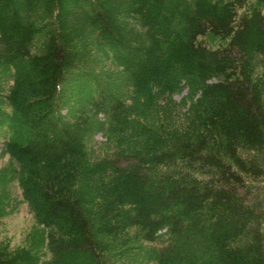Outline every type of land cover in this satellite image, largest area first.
<instances>
[{
    "label": "trees",
    "instance_id": "trees-1",
    "mask_svg": "<svg viewBox=\"0 0 264 264\" xmlns=\"http://www.w3.org/2000/svg\"><path fill=\"white\" fill-rule=\"evenodd\" d=\"M91 43L158 124L81 70ZM263 63L264 0H0V127L49 253L0 264H114L131 242L149 264H264ZM93 135L123 148L90 163Z\"/></svg>",
    "mask_w": 264,
    "mask_h": 264
},
{
    "label": "rangeland",
    "instance_id": "rangeland-1",
    "mask_svg": "<svg viewBox=\"0 0 264 264\" xmlns=\"http://www.w3.org/2000/svg\"><path fill=\"white\" fill-rule=\"evenodd\" d=\"M212 47H217L223 43L217 39L208 38ZM87 48V49H86ZM81 50L87 52V57L81 60L84 63L81 70L89 75H93L98 81L99 78L112 90L114 95L119 96L124 103L134 108L135 111L148 112L150 115L148 122L152 125L158 124L156 120L157 113H152V108L147 107L146 98L141 96L133 87L128 86L124 81L123 71L113 65L105 50L102 47H96L93 43L88 44ZM107 54V55H106ZM6 71H2V76ZM259 72L264 73V63L260 64ZM92 81V80H91ZM8 86V85H7ZM93 86L94 82H93ZM9 87V86H8ZM7 87V88H8ZM105 88V87H104ZM107 88V89H108ZM93 90V89H92ZM89 88V94L92 93ZM94 91V90H93ZM91 96V95H90ZM182 95H176L175 99L180 100ZM141 120L139 116L133 117ZM7 127V126H6ZM9 136L7 129L0 127V246L9 251H14L23 247H29L37 251L42 260H47L48 241L47 230L37 221L34 211L26 202L21 180L23 173L20 167L10 158L6 150V139ZM123 148L122 142L117 141L116 137L93 135L87 142V157L90 163L97 162L103 158L110 157L119 149ZM119 246L116 250H120ZM122 253H117L112 262L114 264H149L141 261L137 256V242H131L128 247H123ZM128 255L126 261H121V256ZM151 264V263H150Z\"/></svg>",
    "mask_w": 264,
    "mask_h": 264
}]
</instances>
